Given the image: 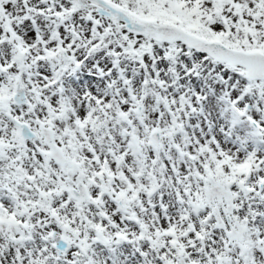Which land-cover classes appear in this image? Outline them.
Returning <instances> with one entry per match:
<instances>
[{
  "label": "snow or ice",
  "instance_id": "obj_1",
  "mask_svg": "<svg viewBox=\"0 0 264 264\" xmlns=\"http://www.w3.org/2000/svg\"><path fill=\"white\" fill-rule=\"evenodd\" d=\"M0 264H264V0H0Z\"/></svg>",
  "mask_w": 264,
  "mask_h": 264
}]
</instances>
